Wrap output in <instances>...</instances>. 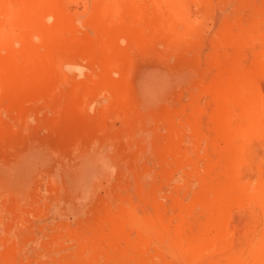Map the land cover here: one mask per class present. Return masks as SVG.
I'll use <instances>...</instances> for the list:
<instances>
[{
  "label": "rangeland",
  "instance_id": "1",
  "mask_svg": "<svg viewBox=\"0 0 264 264\" xmlns=\"http://www.w3.org/2000/svg\"><path fill=\"white\" fill-rule=\"evenodd\" d=\"M168 1L176 6L171 33L121 39L123 57L103 76L89 48L101 35L96 0H63L70 27L57 53L47 54L42 80L0 85V264H213L217 255L226 264L238 249V264H255L249 245L264 236L261 205L216 195L233 183L242 142L229 144L219 130L215 93L243 100L255 78L264 101V74L256 70L264 0ZM113 23L125 26L118 16ZM240 156L236 183L253 190L264 174V142L251 140ZM218 211L230 216L225 226ZM148 220L168 233L149 238L139 224ZM177 229L183 241L204 239L200 257L186 263L169 251Z\"/></svg>",
  "mask_w": 264,
  "mask_h": 264
},
{
  "label": "bare ground",
  "instance_id": "2",
  "mask_svg": "<svg viewBox=\"0 0 264 264\" xmlns=\"http://www.w3.org/2000/svg\"><path fill=\"white\" fill-rule=\"evenodd\" d=\"M146 1L147 2H142V0H96L95 18L96 21L100 24L99 26L101 27V32L100 31L99 32L101 35L98 36V38L100 37V39H98L99 40L98 43L89 46V48L91 49L94 56L100 61L102 65L101 70H103V76H106L108 70H111L113 67L116 66V60L118 58L123 57L125 50L123 46L126 47V45H122V46L119 45V41L121 39L122 40L127 39V42L135 41L136 43H138L143 39L151 38V36L154 37L155 34L158 33L159 31L163 30L165 34L169 35L173 30V26L171 25V22L173 20V15L176 13L175 4L172 3V1H168V0H146ZM62 2L63 0H0V85L3 84L5 87V88L1 87L2 91H5L7 84H10L11 81H13L14 83H19L21 88H28L29 84L32 83L31 82L32 80H34V83L36 80L37 81L42 80V74L39 75V72L42 71V68L46 67L48 64L49 59L47 54L52 55L57 53L58 48L60 47L59 44L63 41L62 38L65 37L62 36V31L65 30V28L67 31V29L69 30L70 27L69 23L64 21V14L62 12ZM117 16L120 17V21L122 22V24H125V26L123 25L122 27L119 25L118 26L114 25L113 20ZM47 19H51L52 24L47 23L46 21ZM141 21H144L145 24H147L148 26L146 25L143 28H141L139 26ZM63 33L65 32L63 31ZM35 39H38L39 42H36ZM91 43L92 42L90 41V44ZM17 44L19 45L21 44L20 47L17 46ZM88 44L87 42H85V45L88 46ZM42 46H44L45 52H42L41 50ZM58 58L59 56H54L53 58L50 59V61L56 60ZM256 64H257L256 66L257 72H259L261 75L264 74V50L262 51V53H260ZM31 76L34 77L31 78ZM258 85L259 84L256 82L255 78H253L252 83L249 84L246 88V96L243 97V100L238 98V96L236 97L235 93H227V94L225 92H222L220 94L218 92L215 93V95L217 96L215 99L217 106L216 109L217 112L215 113L216 114L215 118L217 120L219 130L225 135V138L227 139V142L229 144H233L234 146L236 144L237 139L242 142V144L236 149L232 157L233 171L235 168L234 167L235 164L238 163V161L240 160L241 152L244 151V149L249 145V142H251V140L264 142V101L261 97L260 89ZM80 87L78 89L82 90V88ZM72 96L73 95H71V97ZM73 99H74L73 101L74 104H77L76 102L78 101H82L80 96H77L76 94ZM75 111L76 110H74V113ZM234 113L236 114L237 117H235L236 118L235 121H231L230 119L232 114L233 116H235ZM19 165L21 166V164ZM233 171H231L230 173V175L233 178V183L227 185L225 187L226 188L225 190L219 189V191L216 192V195L217 193L222 194V196L224 195L225 199H227L226 194L228 193L234 196L240 195L244 198L248 197L250 198V200H252L253 203H255L254 200H256V204L259 203L263 210L261 213L264 214V174L260 173L258 175L257 181L254 184L252 190L251 187L247 185L243 186V184L242 185L237 184L235 179V173ZM17 173H18V169H17ZM6 181L4 180V182ZM9 181L11 180L9 179ZM24 184L26 183L24 182ZM9 186L11 185L9 184ZM12 189H10L9 192ZM16 190L17 188L14 191ZM250 191L251 194L249 193ZM12 195L13 194H10V196ZM7 196L10 197L9 195ZM218 196L220 197V195ZM13 197L14 198H10L11 201L13 199L15 203L20 201V198L19 201H17L18 199H15V196ZM22 198L24 199V197ZM244 198L242 199L244 200ZM244 201H248V199ZM259 204H258V208H259ZM12 205H16V204H12ZM14 208H17V206H15ZM18 208L22 210L23 207L22 208L18 207ZM18 208L16 210H19ZM220 209L223 210L224 206L223 209L222 206H219V210ZM213 212L214 214L212 215H215V210ZM226 212L224 213V211L223 212L220 211V213H224L222 214V219L220 218L222 220L221 224L224 221V223L222 224L223 226L226 225L225 223H227L228 219L230 220L229 218L230 216L227 215L228 213ZM220 213L219 211L218 213L216 212V214L218 215H221ZM224 215L225 216L227 215L229 217L226 218L225 220V217H223ZM156 218L157 220L161 221V215H156ZM213 220H211L210 218L209 222H212ZM217 220L219 221L220 224L219 217ZM21 223L20 226L22 224H24L23 226H25V223L22 224ZM139 224L141 229L144 231V234L149 238L155 237L159 239L161 235L168 233L164 225L162 224L160 225L158 223L155 224L152 220L144 221ZM215 225H216L215 223L214 226L211 225V228L214 227V230L215 229L217 230L219 228L218 227L219 225L217 227ZM15 226H17V223H15ZM14 227H12L11 229H13ZM16 228H20V227L18 226ZM208 229L210 230V228ZM21 230L20 232L22 233L23 231ZM17 231H15L17 232L16 235H18L19 233V230ZM174 232H171V234L169 233L172 238L170 237L169 234L167 236L168 239L171 238L169 240L171 241L169 251L170 250L172 251L173 249L172 252L175 253L177 250H179L181 255L180 253L177 252L176 255H179L178 257L179 259H181L180 256H182L184 259H187L186 263H188V259L193 260L194 258H198L201 256V253L204 251L203 248L205 247L204 239H202L201 236L191 238L190 240L186 238V240L184 239L185 241L184 242L183 240L180 239V238H185L184 236L182 237L180 233L181 231L177 229L178 239ZM24 233L22 234L19 233V234L22 235L23 237ZM3 234L6 233L4 232ZM3 234L0 235L1 237L3 236L2 241L6 239V238L4 239V236L6 235ZM179 234L181 236H179ZM214 235H215V231H214ZM15 236L13 235L12 238L15 239ZM10 237L7 236V238H9L8 240H10ZM163 237L164 236H162V239ZM16 238H18V236H16ZM216 241H218L217 242L218 245L219 242H221V244L223 243L219 239V237L218 240ZM5 244L7 243L5 242ZM5 244L4 245L2 244L3 248L6 247ZM236 244L237 243L234 244L235 248L238 249L239 245ZM232 245H230V247L234 248L233 247L234 245L233 246ZM225 247H227V244ZM230 247L229 249L228 248L227 249L228 250L232 249ZM249 247L251 248L250 252L248 250ZM249 247L246 250L249 252L251 259L254 260V263L263 264L264 236H261V238L257 241V244L253 248L251 247V245H249ZM24 248H21V250H23ZM227 249L219 250V251L223 254L225 253V251H228ZM174 250L176 251L174 252ZM246 250L244 249V251ZM172 252L170 253L172 254ZM221 253H220L221 257H224L222 256ZM230 253L231 254L229 256L227 254H224L227 255V260L229 261L226 264L241 263L240 262L241 252H239V249L237 251L235 250V252L233 250H230ZM25 254H26L25 252L22 253L23 257L25 256ZM176 255L172 254V256L175 257ZM217 257L219 256L217 255ZM213 258L215 260V256ZM216 260L213 261L212 263L224 264V262L226 261V259L224 258L222 259L224 260V262L222 261L219 262L218 260L216 262Z\"/></svg>",
  "mask_w": 264,
  "mask_h": 264
}]
</instances>
